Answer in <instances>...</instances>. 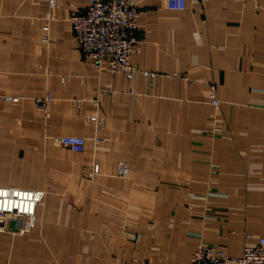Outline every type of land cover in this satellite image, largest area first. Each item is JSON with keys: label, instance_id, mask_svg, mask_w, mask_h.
<instances>
[{"label": "crops", "instance_id": "1", "mask_svg": "<svg viewBox=\"0 0 264 264\" xmlns=\"http://www.w3.org/2000/svg\"><path fill=\"white\" fill-rule=\"evenodd\" d=\"M136 2L150 84L82 55L70 18L90 0H0V186L46 193L32 232L0 233V264H191L201 242L264 239V0Z\"/></svg>", "mask_w": 264, "mask_h": 264}, {"label": "built area", "instance_id": "2", "mask_svg": "<svg viewBox=\"0 0 264 264\" xmlns=\"http://www.w3.org/2000/svg\"><path fill=\"white\" fill-rule=\"evenodd\" d=\"M57 0H49L50 8L56 7ZM171 11H184L187 0H167ZM136 0H90L88 8L75 13L70 18L74 38L82 55L89 59L98 70L108 67L112 74H122L128 80L141 76L151 83L156 73L141 71L131 64L133 55L139 53L144 44L139 31ZM49 27L44 31L48 32ZM45 42L48 38L45 37ZM51 95L35 101L37 109L47 110ZM8 102L18 103L19 98L5 97ZM209 100L214 108L220 107L217 86L210 85ZM78 106L80 101H75ZM91 122L101 129L104 125L97 116L89 117ZM102 143V140H96ZM55 144L80 154L86 150L87 140L80 136L69 135L58 137ZM99 165L94 173H99ZM216 174V172H213ZM129 175L127 163H121L118 176ZM42 190L20 187L0 186V233L11 232L24 236L34 230L37 223V210L45 198ZM191 264H264V239H260L253 247H246L239 257H229L221 246L201 242L192 256Z\"/></svg>", "mask_w": 264, "mask_h": 264}, {"label": "rangeland", "instance_id": "3", "mask_svg": "<svg viewBox=\"0 0 264 264\" xmlns=\"http://www.w3.org/2000/svg\"><path fill=\"white\" fill-rule=\"evenodd\" d=\"M52 159H53V158H52ZM55 161H56V162H55L54 164L57 166L56 168H57L58 171H59V172H58V173H59L58 175H59L60 177H62V171H61V169L58 167V164H57V161H58V158H57V157L55 158ZM51 163H53V161H52ZM27 171H29V170H27ZM31 175H32V173L29 171L28 173H25L24 176H27V177L29 176V177H30ZM29 182H32V181H29Z\"/></svg>", "mask_w": 264, "mask_h": 264}]
</instances>
